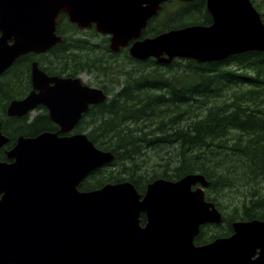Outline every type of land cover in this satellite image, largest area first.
<instances>
[{
  "label": "water",
  "instance_id": "95a60500",
  "mask_svg": "<svg viewBox=\"0 0 264 264\" xmlns=\"http://www.w3.org/2000/svg\"><path fill=\"white\" fill-rule=\"evenodd\" d=\"M166 1L0 0V75L20 55L63 42L62 12L81 29L96 23L111 35L112 51L134 40L130 54L138 60L206 63L264 52V19L252 0H207L211 24L141 38ZM32 74L34 89L12 100L7 114L23 117L43 104L59 129L20 135L6 150L8 160H0V264H264L262 219L237 220L233 234L196 244L202 224L222 220L206 198L210 181L203 173L156 178L144 194L130 180L81 190L92 172L116 159L87 133L73 132L109 96L79 76H48L37 61ZM9 141L0 119V147Z\"/></svg>",
  "mask_w": 264,
  "mask_h": 264
},
{
  "label": "trees",
  "instance_id": "16d2710c",
  "mask_svg": "<svg viewBox=\"0 0 264 264\" xmlns=\"http://www.w3.org/2000/svg\"><path fill=\"white\" fill-rule=\"evenodd\" d=\"M252 1L264 19V0ZM164 12L165 21L153 20L145 35L211 19L205 0H172ZM65 21L63 15L59 31L64 41L40 59L41 66L61 75L88 72L102 79L99 87L110 97L92 105L75 131H86L98 147L116 153L114 162L94 171L80 189L130 180L144 193L156 178L177 180L199 172L211 183L207 199L229 213V222L264 220V52L206 63L141 61L127 52H112L107 45L97 51L88 38L76 36L79 29L71 22V31H64ZM117 84L122 85L118 90ZM24 94L6 76L0 78V119L10 138L0 148V160H8L4 149L20 135L58 128L47 113L30 123L28 116H8L10 100ZM215 228L202 229L197 244L225 235Z\"/></svg>",
  "mask_w": 264,
  "mask_h": 264
},
{
  "label": "flooded vegetation",
  "instance_id": "af4514ba",
  "mask_svg": "<svg viewBox=\"0 0 264 264\" xmlns=\"http://www.w3.org/2000/svg\"><path fill=\"white\" fill-rule=\"evenodd\" d=\"M164 8H165V5H164ZM205 11H207L210 14V12L207 10V0H205ZM63 15H66V21L64 22V24H66L67 21H69V17L67 15V13H63L62 12L61 13V16H60L61 19H60V22H58V27H57V33L58 34H61L60 31H59V27H60V23H61V20H62V16ZM210 16H211V19L207 23V25L208 24H211L213 22L212 15L210 14ZM155 19L156 18H151L149 20L147 26H149L151 24V22L153 20H155ZM67 25H69V24L67 23ZM72 25H74L75 27L78 28L77 24L72 23ZM96 27H97V25H96V23H94L93 26L91 28H89V29L90 30H93V32L97 36L101 37L100 38L101 40L100 41H95L92 38H88V37H86V38L89 39L90 45L94 49H96L97 51H100L101 49L106 50L107 49L106 48V45L108 46V48L110 46V38H111V36L108 35V34H102V33L98 32ZM83 30H86V29H83ZM79 31H80V29H79ZM0 34H1V32H0ZM143 37H145V36L142 35L141 38H143ZM10 42H12V41H10ZM133 42H134V40H131L130 43H129V45L121 48V50L119 51V53L120 54H123V53L125 54L127 52V53L130 54V46L133 44ZM48 54H49V51L48 52H42V53H37V52L31 51V52L22 54L19 57H17L15 59V61L11 64V66L5 72H3L0 75V78H3L4 76H6V78H8V80H10L15 85V87H17L18 89H21L23 91H26V94H24L21 97L14 98V99H22V98L26 97L34 89L32 71H33V63L35 61H37L39 63L40 68L42 70H44L48 74V76H65V77H71V76H67V75H61L59 72H56L54 69H51V70L44 69L41 66L40 59L43 58L44 56H47ZM82 73H88V72H81L77 76L82 77L81 76ZM51 84H53V82ZM14 99H11L10 102L12 100H14ZM33 112H34V114L32 115ZM44 113L45 114L47 113L48 116H49V118L51 119L47 107L45 105H43V104H40L35 110H33L32 112H30L29 115H27L28 116L27 123H30L31 120H34L37 116H39L41 114H44ZM10 117H13V116H10ZM58 129H59V126H58L57 129L52 130V131H57ZM42 132H44V131H42ZM67 134H71V133H67ZM4 150L6 152V148ZM227 216H229V214L223 212V219L219 223H214V224L207 225V226L211 227L212 229H214L215 227H217L218 229L223 230V232L225 233V235H220L219 237L228 236V235H231L233 233V222L236 221V219L233 220V221L230 220V222H229V219H227ZM140 218H141V225L142 226H145L146 223H147V215L146 214H142ZM230 228H231V230H230ZM201 244H203V243H201Z\"/></svg>",
  "mask_w": 264,
  "mask_h": 264
},
{
  "label": "rangeland",
  "instance_id": "374dc122",
  "mask_svg": "<svg viewBox=\"0 0 264 264\" xmlns=\"http://www.w3.org/2000/svg\"><path fill=\"white\" fill-rule=\"evenodd\" d=\"M178 5V4H177ZM168 16V13L166 12H163V13H160L158 15V21L160 23H162L163 21H165V19L167 18ZM62 28L64 29V31L66 32H70L71 31V28L69 25L67 24H63L62 25ZM76 36H83V37H88V38H92L94 39L95 41H100L101 37L97 36L93 30H90V29H86V30H80L78 32H76ZM95 36V37H94ZM123 64V63H122ZM82 79L83 81H85L86 83L90 84V85H93V86H99L100 85V82H101V78L94 75V74H90V73H82ZM123 82V81H121ZM122 85L121 84H117L115 87L116 89L118 90ZM34 114V112L32 113V115ZM85 133H87L86 131H84ZM239 192H242V190L238 189ZM207 198V196H206ZM227 199V198H226ZM218 207V206H217ZM219 209V208H218ZM220 210V209H219ZM221 211V210H220ZM229 214V213H228ZM230 216V215H229ZM237 221V220H236ZM209 224H214V223H205V224H202L201 227L202 229H204L207 225ZM209 242H212V241H209Z\"/></svg>",
  "mask_w": 264,
  "mask_h": 264
},
{
  "label": "bare ground",
  "instance_id": "6f19581e",
  "mask_svg": "<svg viewBox=\"0 0 264 264\" xmlns=\"http://www.w3.org/2000/svg\"><path fill=\"white\" fill-rule=\"evenodd\" d=\"M244 53H246V52H244ZM238 54H242V53H238ZM238 54H233V55H231V56H234V55H238ZM231 56H229V57H231ZM229 57H227V58H229ZM227 58H225V59H227ZM225 59H223V60H225ZM220 61H222V60H220ZM211 62H214V61H211ZM208 179V178H207ZM209 180V179H208ZM211 185V183L209 184V186ZM208 186V187H209ZM206 191V190H205Z\"/></svg>",
  "mask_w": 264,
  "mask_h": 264
}]
</instances>
